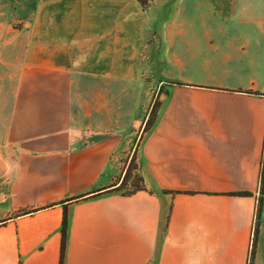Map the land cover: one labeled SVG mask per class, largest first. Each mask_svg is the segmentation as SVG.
<instances>
[{
	"label": "crops",
	"instance_id": "obj_1",
	"mask_svg": "<svg viewBox=\"0 0 264 264\" xmlns=\"http://www.w3.org/2000/svg\"><path fill=\"white\" fill-rule=\"evenodd\" d=\"M263 162L264 0H0V264H264Z\"/></svg>",
	"mask_w": 264,
	"mask_h": 264
},
{
	"label": "trees",
	"instance_id": "obj_2",
	"mask_svg": "<svg viewBox=\"0 0 264 264\" xmlns=\"http://www.w3.org/2000/svg\"><path fill=\"white\" fill-rule=\"evenodd\" d=\"M159 94L166 95L167 93L161 87L159 89ZM160 104H161L160 102H157V103L153 102V104H152V106H151V108L149 110L148 117H147V119H146V121L144 122V125H143V130H142V135L143 136H142V138H140L141 141L143 140L145 135H148L152 131L154 125L156 124L157 119H158V111H159ZM134 159L135 158L133 156H131L129 164L133 163ZM128 174H129L128 172L124 173V176L121 179L120 183L116 187H114L112 189L113 191L121 192L122 186L127 182ZM136 175H137L136 182H135V184H132V187H133L132 192H130L128 194H125V193L121 192L122 195H131V194H133V193H135L137 191L144 190V184H143L142 177L139 174H136ZM263 180H264V162L262 163L261 172H260V195H261V192H262ZM96 195H98V194H95L94 196H96ZM236 195H247V193L246 192H239ZM76 199H78V198H76ZM260 204H261V197L258 198V208H257V211H256V220H257L258 215H259ZM67 225H68L67 215H66V211H64L62 222H61V228H60L61 241H60V263L59 264L63 263L65 245H66V239H67ZM255 232H256V225H255V228H254V235H255ZM254 245H255V240L252 243V247H251L250 252H249V257H248V263L247 264H253Z\"/></svg>",
	"mask_w": 264,
	"mask_h": 264
},
{
	"label": "rangeland",
	"instance_id": "obj_3",
	"mask_svg": "<svg viewBox=\"0 0 264 264\" xmlns=\"http://www.w3.org/2000/svg\"><path fill=\"white\" fill-rule=\"evenodd\" d=\"M19 26H21V24ZM162 100H163V95H157L154 99V102H156V103L160 102L161 103ZM142 130H143V125L140 126V133L138 134V136L136 137V139L133 143L131 154L122 161V164L120 165V170H119L118 175L116 177L117 178L116 179L117 184H119L121 179L124 176V173L125 172L129 173L127 176V182L122 186V189H121V192L125 193V194L132 192V190H133L132 184H135L136 177H137L136 174H139L137 170H138L139 149H140V145H141V139L140 138H142V136H143ZM131 156H133L135 159H134L133 163L129 164Z\"/></svg>",
	"mask_w": 264,
	"mask_h": 264
}]
</instances>
